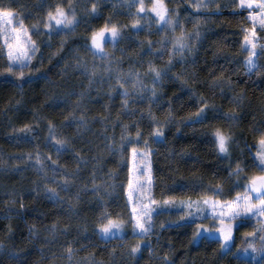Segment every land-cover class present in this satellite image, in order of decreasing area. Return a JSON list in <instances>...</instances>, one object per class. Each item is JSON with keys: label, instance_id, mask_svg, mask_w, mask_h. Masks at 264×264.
Instances as JSON below:
<instances>
[{"label": "trees", "instance_id": "obj_1", "mask_svg": "<svg viewBox=\"0 0 264 264\" xmlns=\"http://www.w3.org/2000/svg\"><path fill=\"white\" fill-rule=\"evenodd\" d=\"M162 1L172 23L155 15L154 0H0L11 23L22 22L31 56L24 67L10 62L0 34V264H264L247 247L250 235L257 248L264 236L259 216L240 218L227 250L194 236L176 210H154L149 231L133 232V149L150 155L154 204L226 203L264 172L253 154L264 137V49L246 73L249 10L238 0ZM56 5L77 22L45 29ZM113 24L120 34L94 54L91 34ZM181 33L185 48L169 64ZM150 64L164 73L158 82ZM217 127L232 134L227 153L217 150ZM54 172L70 175L67 189ZM102 212L124 221L119 235L101 236Z\"/></svg>", "mask_w": 264, "mask_h": 264}, {"label": "snow or ice", "instance_id": "obj_2", "mask_svg": "<svg viewBox=\"0 0 264 264\" xmlns=\"http://www.w3.org/2000/svg\"><path fill=\"white\" fill-rule=\"evenodd\" d=\"M241 3L243 4V0H241ZM202 6V5H198ZM258 7L261 9L259 15L261 17L260 23L261 25H264V2H259ZM93 12L96 10V4L92 5ZM143 6L140 5V11H143ZM152 11L156 13V16L160 20H164L167 23H172V18L167 16L165 13L167 12V9L164 7L162 0H155ZM14 15L13 10L8 8H0V33H3L5 31V26L11 24V21L8 19L11 16ZM255 16L256 14H250ZM51 21H55V25L57 26H69L75 24L77 21L75 19V14L73 12L72 15H69L63 7L60 5H56L55 11H49L47 13V21L44 23L45 29L51 28ZM134 24L139 23L138 21H134ZM25 30L23 29L22 22H21V28H12V35L5 37V44L7 45V55L10 62H19L20 67H24L26 65L27 60L31 58L29 52L26 50L25 45L21 43V36L24 35ZM105 32L110 33L111 38L115 40V38L120 34V29L116 24H113L111 28H101L98 31H94L91 34V47L94 51V54H96L95 50L101 49V42L100 37L104 36ZM253 39H250L247 35L244 37L245 45L248 47L249 56L246 58L247 62V68L248 70H255L257 65L254 61V53L255 49L257 47L255 43V32L252 33ZM15 39V43H12L11 41ZM25 39H28L30 41V37H25ZM32 45V51H35V43L31 42ZM185 48V41H184V34L181 33L179 37H177L173 43V49L172 52H170L169 55V64L171 63L172 54L176 51H183ZM261 49H264V44L260 45ZM12 66L8 68V71H12ZM149 70L152 74L153 81L158 82L159 78L164 74L162 70L157 69L153 65H149ZM23 73H21L22 75ZM154 91V89H153ZM126 94V93H125ZM205 104H201L200 107L197 109V115L201 116L203 115V110L205 109ZM27 130L28 126H24ZM53 128V125L51 122H49V130L51 133V130ZM153 132L155 133V136H161L162 135V128L157 127L153 129ZM137 135H140L139 132H137ZM55 139V137H52ZM214 139L217 146V150L220 153H227L229 144L232 139V134L228 131H225L219 127H217L214 130ZM60 144L63 143V141L58 142ZM261 146L264 147V137L261 138ZM134 154H139L141 156H147L148 154L144 152L142 149L137 150L133 149ZM260 159V167L264 168V154H258ZM53 166H55V162H53ZM37 167L43 169L44 165L39 160V154H37ZM143 171H147V169H142ZM236 171H240L239 165H237ZM47 178V177H45ZM53 179L56 183L60 184L61 187L67 189L69 183H70V175L60 178L59 180L55 179V172L53 173ZM148 179L151 180V176L149 174ZM132 178L130 176L129 178V188H132ZM46 193L50 195L53 199L58 198V193L56 188L45 186ZM94 191L96 188L93 189ZM219 189H214V191H218ZM254 193L257 197V202L255 204L250 202V195ZM131 195V193H130ZM205 203H208V200L205 199ZM215 202H213L214 204ZM223 206V205H222ZM227 208L230 210V216L229 219L234 218L238 215L245 214V213H252L254 211H259L261 213H264V172H262L260 175H254L250 178L247 185H245V194L241 195L240 193H237L235 199L231 202H229L227 205ZM149 207L148 205H141L139 213H137L136 209H133V215H132V223H133V232L134 234L143 235L146 234L149 231L150 228V215H149ZM100 220L102 221L97 225L98 231L104 235H115L117 234L123 227L124 221L120 220L118 218H113L111 215H109L107 212H102L100 214ZM223 223V221H221ZM261 230L264 231V224L261 226ZM210 229H207L206 226L197 225L193 235L197 236L201 232H210ZM220 235L219 239L221 241V249L227 250L230 246V240H231V228L228 227L227 230L224 228H221L219 230ZM254 236H249V244L248 248H251L253 253L259 252L264 253V236L261 237V242L259 248L256 247L254 243L251 241L254 240ZM139 247V243L132 246V253L134 254L137 251V248ZM247 251V249H245ZM166 264L168 262L166 261Z\"/></svg>", "mask_w": 264, "mask_h": 264}, {"label": "rangeland", "instance_id": "obj_3", "mask_svg": "<svg viewBox=\"0 0 264 264\" xmlns=\"http://www.w3.org/2000/svg\"><path fill=\"white\" fill-rule=\"evenodd\" d=\"M239 1V6L245 7L249 10L250 20L252 21L251 29L249 30L250 39H253L252 33L255 32V43L258 48H260L261 44H264V25H261L260 23V11L261 9L258 7L259 2H264V0H243V4L241 3V0ZM155 2V0H154ZM153 2V4H154ZM163 3V1H162ZM164 7L166 8L165 4L163 3ZM155 13V12H154ZM256 14L255 16L250 14ZM167 15V12L165 13ZM156 15V13H155ZM11 21V17L8 18ZM162 21V20H161ZM12 28L20 29L21 27H16L12 23L5 26V31L1 34V37L3 39V43L6 50V56L8 49L7 45L5 44V37L12 35ZM24 29V27H23ZM108 36H111L110 33L105 32L104 36L100 37L101 45L107 39ZM25 37H28L27 34L24 32V35L21 36V43L25 45L26 50L28 51V47L30 45V41L28 39H25ZM12 43H15V39L11 41ZM255 49L254 53V61L256 62V55L259 53V50ZM245 62V72L248 74H253L256 72L257 67L255 70H248L247 68V62ZM14 64L19 65V62H15ZM254 158L255 162L258 163L260 166V159L258 154H264V147L261 146L260 141L256 144L255 150H254ZM131 173L130 176L132 178V188L127 189V197L128 200L131 203L132 212L133 209H136L137 213H139L141 205H148L149 207V215L150 218L154 212V210H159V208L165 209V210H176L183 212L188 218H190L191 222H194L196 227L197 225L206 226L207 229H210V232H201L198 235H207L210 238H219L220 232L219 230L221 228H224L227 230L228 227L231 228V240H230V246L234 243V234H235V227L238 225L240 218H249V217H255L259 216L263 218L264 221V213H261L259 211H254L252 213H245L238 215L234 218L229 219L230 216V210L227 208V204L231 201H233L235 198L226 201V203L221 204H213V202L205 203L204 198H181V199H171L170 201H163L159 204H154L153 200H151V193H152V183H153V176H152V167L150 166V155L141 156L139 154H134L132 152L131 154ZM142 169H147V171H143ZM264 170V168H262ZM151 176V180L148 179V176ZM131 193V195H130ZM245 193L241 194L244 195ZM250 202L255 204L257 202V197L254 193L250 195ZM223 205V206H222ZM210 220V221H208ZM223 221V223H221ZM264 224V222H262ZM260 222V224H262ZM257 225V227L260 226ZM121 232L119 231L115 235H108L104 236L101 234V236L105 238H110L112 236L119 235Z\"/></svg>", "mask_w": 264, "mask_h": 264}]
</instances>
